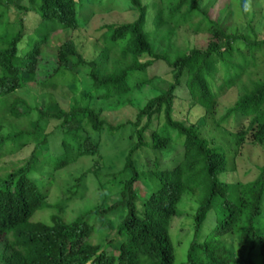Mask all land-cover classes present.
Returning a JSON list of instances; mask_svg holds the SVG:
<instances>
[{
	"label": "trees",
	"instance_id": "obj_1",
	"mask_svg": "<svg viewBox=\"0 0 264 264\" xmlns=\"http://www.w3.org/2000/svg\"><path fill=\"white\" fill-rule=\"evenodd\" d=\"M79 1L33 0L30 7H20L39 19L31 34L34 43L27 51L19 48L26 37L22 18L17 28L15 22L6 20V29L0 33V100L6 105L5 114L19 120L22 114L17 107L23 103L15 98L6 104V96L25 86L44 85L62 70L76 72L82 66L91 67V86L85 89V96L91 95L90 89L103 99L128 93L134 87L131 80L157 62L168 67L172 82L147 101L134 122L115 127L100 120L88 107L73 105L68 112L60 110L51 115L40 112V118L49 116L55 120V130L63 134V158L52 168L41 161L38 150L46 141L45 135L28 158L0 175V263L173 264L176 247L169 228L171 221L181 215L180 201L189 194L195 196L197 206L187 216L192 220V237L181 264H264V232L258 229L257 222L264 216V166L254 180L243 183L229 161V155L240 145L264 146V38L228 33L212 17V8L202 9L199 0H157L151 20L147 4L129 0L136 19L104 27V44L117 47L120 40L125 44L101 74L94 62L84 60L72 36L79 28ZM148 21L152 32L147 30ZM180 27L206 33L209 39L200 48L181 52L173 59L168 54H157L156 41L167 42L170 49V36ZM56 32L62 36H53ZM152 37L159 39L152 41ZM24 57L28 59L26 63ZM143 57L148 59L141 62ZM218 80L220 85L215 83ZM226 89H236L238 96L216 127L226 136L229 150L202 136L199 125L173 116L175 100L184 99L191 107L203 109L202 119L207 118L217 104L216 90ZM83 119L94 132H105L113 142L116 132L122 138L127 133L129 145L123 167L118 177L112 174L108 181L116 189L115 199L71 221L58 215H52L49 223L38 221L34 219L36 212L48 206L51 172L82 155L101 153L103 143H92L89 138L79 141L77 134L83 129ZM229 119L233 130L222 126ZM3 126L0 121V132ZM3 143L0 135V148ZM26 143L18 144V149ZM142 151L152 155L151 166L148 161L141 162ZM35 166L41 167L37 170ZM40 170L47 172L46 179L31 177ZM142 177L151 184L144 196L135 187ZM118 209H122L116 225L120 239L109 240L112 249L108 250L91 241L96 230L86 218L92 214L101 219ZM211 210L215 211V227L201 237V227Z\"/></svg>",
	"mask_w": 264,
	"mask_h": 264
},
{
	"label": "rangeland",
	"instance_id": "obj_2",
	"mask_svg": "<svg viewBox=\"0 0 264 264\" xmlns=\"http://www.w3.org/2000/svg\"><path fill=\"white\" fill-rule=\"evenodd\" d=\"M199 1L202 9L208 11L212 8V17L216 18L228 33L246 34L251 39L254 35L264 38V0H252L251 12L244 11L245 0ZM32 2L33 0H0V33L6 29V20L10 23L15 22V28H17V22L22 18L21 22L26 29V37L19 46L21 52L27 51L33 45L34 38L31 34L36 31L39 23L35 13H25L20 9V7H30ZM142 2L149 6L148 18L151 20L154 15L153 5L157 0H142ZM130 7L129 0H80L77 3L76 15L79 28L72 32V36L84 60L94 62L101 74L112 63V56L118 53V49L125 44V40L117 41V47L111 46L110 43L104 44L101 40L102 34L105 32L104 27L136 19V14ZM147 30L153 31L150 21H148ZM59 35L62 36L61 32L53 34L55 37ZM152 39L155 41L159 38L152 37ZM208 39L209 36L206 33H194L180 27L170 36V49L168 43L160 39L156 41L154 50L157 54H168L173 59L181 52L186 53L192 48H200L207 43ZM147 59L148 57H143L141 62H145ZM27 61L28 59L24 57L23 63ZM90 70L89 66L79 67L76 72L62 70L44 85L25 86L6 96L3 99L6 104L11 103L15 98L23 101L17 107L22 114L19 120H13L8 114H5L6 105H3L0 100V121L4 123L0 132L4 138V145L0 148L1 176L10 172L12 166L28 158L37 143L42 142L45 135L46 141L38 150V154L42 156L41 161L52 168L51 165L62 160L60 140L63 134L59 130H55L57 125L55 120H50L49 116L40 118V112L51 115L60 110L68 112L73 105L88 107L97 114L100 120L115 127L119 124L134 122L139 110L147 101L157 96L161 89H165L172 82V74L168 67L162 62H157L131 80L130 85L134 87L128 93L103 99L97 97L91 89L88 91L91 95H84L85 89L91 86L88 79ZM215 83L216 85L221 84L220 80ZM137 84L140 85L136 86ZM216 92L218 93L217 104L207 118L202 119L203 109L191 107L189 102L184 99L175 100L173 116L176 120L199 125L202 136L215 145L223 144L221 146L229 150L231 149L228 145L229 142L216 127V122L234 104L238 94L236 89H226L224 92L216 90ZM82 126L83 129L77 134L79 141L84 142L86 138H89L92 143H103L101 153L82 155L65 167L51 172L53 179L49 181L52 183L46 200L48 206L36 212L34 219L38 221L49 223L52 215H58L63 220L71 221L85 212L96 210L102 204L108 205L115 199L116 189L109 185L108 181L112 174H116L118 177V173L123 167L124 155L129 145L126 138L127 133L122 138L119 135L120 132H116L117 138L113 142L105 132L103 134L94 132L86 119L82 120ZM222 126L227 130H233V121L229 119L228 122L222 123ZM33 131L36 134L32 135ZM21 132L23 135L17 136ZM148 132L150 133V131ZM145 139L149 140L148 137ZM24 141L27 142L26 145L18 149V144ZM142 155L143 161L141 162L148 161L151 166L150 152L142 151ZM229 156L230 168H233L237 179L243 183L254 180L259 174V169L264 166V146L243 144L238 146L233 155ZM39 167L41 166H35L37 170ZM47 176L45 170L31 174L32 178H38L40 181L42 178L46 179ZM76 179L79 180V183ZM148 180L146 177H142L135 184L141 196L146 195V191L151 187ZM195 201V196L185 194L178 205L181 215L171 221L169 231L172 243L176 247L173 264H181L184 259V251L192 237L190 229L192 220L187 216L189 212L195 210L197 206ZM121 214L122 209L112 211L101 219L98 215H89L86 221L96 230L90 237L91 241L101 243L105 248L108 247L107 249L111 250L109 240L114 239L118 242L120 239L116 235V225L121 220ZM257 222H259L258 229L264 232V216L258 218ZM215 223V211L211 210L201 227V237L209 233L215 227ZM114 253L116 254V251Z\"/></svg>",
	"mask_w": 264,
	"mask_h": 264
},
{
	"label": "clouds",
	"instance_id": "obj_3",
	"mask_svg": "<svg viewBox=\"0 0 264 264\" xmlns=\"http://www.w3.org/2000/svg\"><path fill=\"white\" fill-rule=\"evenodd\" d=\"M244 11L245 12L252 11V0H245Z\"/></svg>",
	"mask_w": 264,
	"mask_h": 264
}]
</instances>
